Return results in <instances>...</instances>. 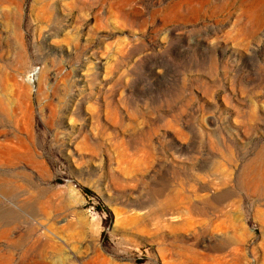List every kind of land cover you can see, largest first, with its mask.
Wrapping results in <instances>:
<instances>
[{"label": "rangeland", "instance_id": "1", "mask_svg": "<svg viewBox=\"0 0 264 264\" xmlns=\"http://www.w3.org/2000/svg\"><path fill=\"white\" fill-rule=\"evenodd\" d=\"M0 221L2 264H264V0H0Z\"/></svg>", "mask_w": 264, "mask_h": 264}, {"label": "bare ground", "instance_id": "2", "mask_svg": "<svg viewBox=\"0 0 264 264\" xmlns=\"http://www.w3.org/2000/svg\"><path fill=\"white\" fill-rule=\"evenodd\" d=\"M28 211V210H27ZM24 212V211H23ZM4 217V216H3ZM9 217V216H8ZM37 218V217H36ZM38 219V218H37ZM13 220V219H12ZM16 221V220H15ZM37 221V220H36ZM1 222V221H0ZM43 222V221H42ZM7 224V223H6ZM39 226H42L41 221L38 223ZM9 226V225H8ZM44 229V226H43ZM48 229V227H47ZM50 229V228H49ZM5 231V230H4ZM50 232V230H48ZM46 231V233L48 232ZM3 232V231H2ZM1 233V232H0ZM53 235L52 232L49 233V235L45 234V236L40 237L39 242H37L39 245H35L31 250L26 252L24 255V261L21 264H56L54 261H48L49 260V254L54 252L55 254H60V249L58 245L51 244L53 241L52 238H50ZM50 236V237H49ZM32 239V238H31ZM16 244V243H15ZM54 244V243H53ZM21 246V245H20ZM16 248V247H15ZM20 249V247H19ZM52 255V254H51ZM2 256V255H1ZM63 257V256H62ZM2 259V258H1ZM63 259V258H62ZM3 264H10L11 258L10 256L4 259L3 257ZM29 260V261H28ZM57 261L61 262L58 258ZM56 261V262H57ZM71 262V261H70ZM1 263V261H0ZM2 264V263H1ZM60 264H72L69 263V261H63Z\"/></svg>", "mask_w": 264, "mask_h": 264}, {"label": "built area", "instance_id": "3", "mask_svg": "<svg viewBox=\"0 0 264 264\" xmlns=\"http://www.w3.org/2000/svg\"><path fill=\"white\" fill-rule=\"evenodd\" d=\"M28 80L30 81L31 84H35L36 82V72L32 71L29 75H28Z\"/></svg>", "mask_w": 264, "mask_h": 264}]
</instances>
